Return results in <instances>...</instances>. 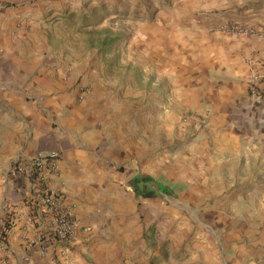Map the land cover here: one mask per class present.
Listing matches in <instances>:
<instances>
[{
	"label": "crops",
	"instance_id": "obj_1",
	"mask_svg": "<svg viewBox=\"0 0 264 264\" xmlns=\"http://www.w3.org/2000/svg\"><path fill=\"white\" fill-rule=\"evenodd\" d=\"M82 1L0 0V264H150L155 231L131 209L133 197L148 190L162 201L184 187L203 197L228 191L216 199L233 211L211 216L213 245L200 233L174 264H252L248 242H264L249 219L264 207V103L248 82L256 74L264 95V3L157 0L136 8L140 0H110L93 11L94 35ZM230 23L258 35L225 32ZM90 46L96 71L87 67ZM77 48L86 60L71 64ZM57 56L70 59L57 68L48 59ZM53 152L56 170L43 186L73 202L79 225L91 228L78 227L65 253L52 240L26 243L37 232L25 217L40 185L10 175L17 161ZM222 221L228 235L214 230Z\"/></svg>",
	"mask_w": 264,
	"mask_h": 264
},
{
	"label": "rangeland",
	"instance_id": "obj_2",
	"mask_svg": "<svg viewBox=\"0 0 264 264\" xmlns=\"http://www.w3.org/2000/svg\"><path fill=\"white\" fill-rule=\"evenodd\" d=\"M106 2H110V0H83L79 5H77V8L80 9H92L88 13L83 14V21L86 20V30L89 31V34H98L99 26L96 23L97 17H94L93 11L98 5L107 4ZM156 2L157 0H140L137 2L136 8H139L138 6L140 5H144V3L153 5ZM256 2L257 4L262 5L264 3V0H256ZM57 17L59 18L58 20L56 19L57 22L61 19H64L63 16ZM76 22H79V20H77ZM106 22V26H110V28H112V19H109ZM109 30L110 32H113L111 29ZM110 44L113 43L111 42ZM90 48L91 49L87 67L92 71H96V69L98 68L97 66L100 62L99 60H97L98 52H96L95 47L90 46ZM113 49L114 47L110 48L109 51H112ZM76 50V54H74L73 58H71V64H74V62H77L78 64L84 58L86 60V51L79 48H77ZM80 53H83V55H80ZM48 59H52V62H56L55 67L59 68L61 65H63L62 63L65 62L66 59L70 58H58L57 56V58ZM83 75L84 74H82V76ZM80 80L81 75H79V77L76 79V84H78ZM122 169L123 167L119 166L117 170L120 171ZM188 178H191V176H189ZM185 188L186 187H184V190L182 191L176 190L175 188L169 189L166 193L167 199L162 201L160 200V196H157V194H155L154 192L151 193L148 190L147 192L143 190L142 192L138 191L133 197L134 202L132 203L131 209L133 210L134 206L136 208L135 212L138 214L140 219H146L144 220L147 221L145 225H152L155 231V234L152 233L153 243H151V249L152 252H155L157 255L155 257L153 256L154 259H152L150 264H162V262L165 264H167L168 262H173L170 264H174L175 261H184V258L182 259L184 253H186L187 250L191 248V245L193 243L198 242V238L200 237L199 234L201 233L207 235L209 233V228L212 225L210 222L211 216L219 215L220 218H224L225 214H230L233 211V208L230 204H225L224 201L222 202V205L218 204L220 201L216 199L218 193L225 195L226 193H229L228 191H209L203 197L204 194H200L195 190H186ZM234 193L236 195H248L250 191L240 190ZM199 196H202V199H200ZM151 199L154 201H151ZM254 201L255 199L253 198H249L248 200H246L248 205H253ZM262 203L264 204V201H262ZM262 203L257 200L254 202V204H256L257 206H261L260 204ZM262 208L263 209H259L257 211H259L263 219H261L262 217H258L256 221L253 222L252 218H249L250 222L253 225L254 223L256 224V228L260 227L255 235H264V207ZM129 215L131 214L128 213V216ZM225 226H227V224H225V221H222L221 226L215 228L214 230H216L220 234H226L225 232L227 230L225 229ZM208 235L209 237H205L203 241H205L206 245L208 243L209 245H213L214 241H212V238L210 236L211 234L209 233ZM247 238L248 240H250V238H252V235H249ZM248 245L251 246V251L257 252L251 260L252 264H264V242L263 244L254 246L253 243L249 241Z\"/></svg>",
	"mask_w": 264,
	"mask_h": 264
},
{
	"label": "built area",
	"instance_id": "obj_3",
	"mask_svg": "<svg viewBox=\"0 0 264 264\" xmlns=\"http://www.w3.org/2000/svg\"><path fill=\"white\" fill-rule=\"evenodd\" d=\"M225 32L247 37L249 35H258L254 30L244 27L238 23H230L224 25L222 28ZM259 82V77L251 73L249 75V88L251 95L256 98L258 102L264 103V95L258 94L256 85ZM83 96H80L82 99ZM58 154L53 152L46 156H36L33 158L17 161L10 170L12 178H17L21 175L28 178H35L40 185L38 193L34 197L33 203L29 205V211L26 214V224L34 225L37 232L33 234V239H26V243L33 244L35 242L41 244L49 243V240L58 243L61 248L68 249L73 242L75 232L78 227H83L85 233L91 231L88 225H79L77 220L76 205L65 198L61 194L50 193L44 186L45 174L54 172L56 170V160ZM39 213V215H37ZM5 230L0 228V251L6 247Z\"/></svg>",
	"mask_w": 264,
	"mask_h": 264
},
{
	"label": "trees",
	"instance_id": "obj_4",
	"mask_svg": "<svg viewBox=\"0 0 264 264\" xmlns=\"http://www.w3.org/2000/svg\"><path fill=\"white\" fill-rule=\"evenodd\" d=\"M113 45H114V44H110V45L108 46V48L110 49V48L114 47ZM166 193H167V191H166Z\"/></svg>",
	"mask_w": 264,
	"mask_h": 264
}]
</instances>
